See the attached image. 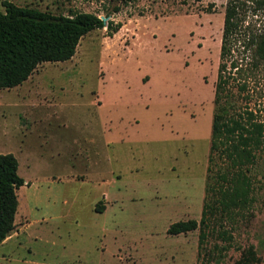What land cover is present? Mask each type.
<instances>
[{
  "label": "rangeland",
  "instance_id": "1",
  "mask_svg": "<svg viewBox=\"0 0 264 264\" xmlns=\"http://www.w3.org/2000/svg\"><path fill=\"white\" fill-rule=\"evenodd\" d=\"M9 1L118 29L0 89V153L27 179L0 264H264V148L251 209L223 220L230 246L219 223L204 243L200 228L168 232L202 218L229 0ZM248 23L262 28L264 10ZM232 89L264 121V65Z\"/></svg>",
  "mask_w": 264,
  "mask_h": 264
},
{
  "label": "trees",
  "instance_id": "2",
  "mask_svg": "<svg viewBox=\"0 0 264 264\" xmlns=\"http://www.w3.org/2000/svg\"><path fill=\"white\" fill-rule=\"evenodd\" d=\"M0 11V89L21 85L44 62L70 60L81 39L89 32L108 27L117 30L113 21L105 22L92 12L55 15L34 7L4 0ZM229 0L226 7L221 58L215 92L209 166L202 218L171 224L170 234L201 230V243L216 224L218 234L231 245L233 235L223 220L244 215L255 201L252 166L264 148V121L254 110L243 107L232 89L247 88V78L264 65V25L254 28L247 22L248 12L264 10V0ZM237 52L241 57H235ZM14 153H0V244L16 227L19 200L17 190L26 184L18 173ZM102 212L103 207L97 206Z\"/></svg>",
  "mask_w": 264,
  "mask_h": 264
},
{
  "label": "water",
  "instance_id": "3",
  "mask_svg": "<svg viewBox=\"0 0 264 264\" xmlns=\"http://www.w3.org/2000/svg\"><path fill=\"white\" fill-rule=\"evenodd\" d=\"M105 22H107V20L109 19V17H105V16H102L101 17Z\"/></svg>",
  "mask_w": 264,
  "mask_h": 264
},
{
  "label": "crops",
  "instance_id": "4",
  "mask_svg": "<svg viewBox=\"0 0 264 264\" xmlns=\"http://www.w3.org/2000/svg\"><path fill=\"white\" fill-rule=\"evenodd\" d=\"M26 180V184H27V179H25ZM5 241V240H4Z\"/></svg>",
  "mask_w": 264,
  "mask_h": 264
}]
</instances>
